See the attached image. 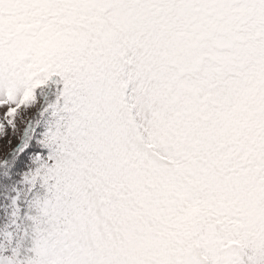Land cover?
I'll list each match as a JSON object with an SVG mask.
<instances>
[{"label":"snow or ice","instance_id":"snow-or-ice-1","mask_svg":"<svg viewBox=\"0 0 264 264\" xmlns=\"http://www.w3.org/2000/svg\"><path fill=\"white\" fill-rule=\"evenodd\" d=\"M0 264H264V0H0Z\"/></svg>","mask_w":264,"mask_h":264}]
</instances>
